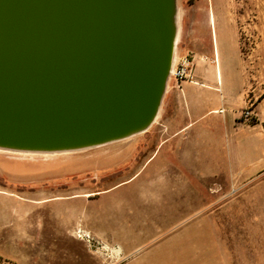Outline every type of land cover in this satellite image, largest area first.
Returning a JSON list of instances; mask_svg holds the SVG:
<instances>
[{"label":"rangeland","instance_id":"rangeland-1","mask_svg":"<svg viewBox=\"0 0 264 264\" xmlns=\"http://www.w3.org/2000/svg\"><path fill=\"white\" fill-rule=\"evenodd\" d=\"M175 24V62L191 58L197 82L177 116L220 111L193 151L158 146L154 124L75 151L0 149V264H264V0H176Z\"/></svg>","mask_w":264,"mask_h":264},{"label":"water","instance_id":"water-1","mask_svg":"<svg viewBox=\"0 0 264 264\" xmlns=\"http://www.w3.org/2000/svg\"><path fill=\"white\" fill-rule=\"evenodd\" d=\"M176 0H0V149L65 152L145 132Z\"/></svg>","mask_w":264,"mask_h":264},{"label":"crops","instance_id":"crops-1","mask_svg":"<svg viewBox=\"0 0 264 264\" xmlns=\"http://www.w3.org/2000/svg\"><path fill=\"white\" fill-rule=\"evenodd\" d=\"M176 59V58H175ZM187 84H193V85H197L196 81L193 82H182L180 85V89H175L174 86L171 88L170 96L167 100V104H162L158 110V113L155 117V120L153 122L154 124V132H153V139H154V143L157 142L158 146L162 147L165 144L176 140V142L174 143V148L171 149V151L173 150V153L180 155V154H187L188 152L191 153L194 149V145H196L197 140L200 138V133L202 132V130H204L205 127H201L198 126V124L200 123V121L202 120V118L209 112H213V113H219V110H209V111H204L201 112V110H197L193 115L190 114L189 117H184L183 119H186V121H181L179 119V117L176 114L178 105L181 103L180 102V98L183 97V93L185 94V91H187L186 89H182L184 85L187 86ZM201 86H203L204 84H200ZM203 87L209 88L207 85H204ZM189 94L192 96V99H196V97H193L192 95V90L188 91ZM172 95L174 97H172ZM190 96V97H191ZM189 126H191L189 129H194L195 132H192L189 136L187 135H183L185 132H188L189 129H187ZM143 133V132H142ZM182 138H186L182 141H177V139H182ZM188 140H191V143H188ZM244 145V144H243ZM232 149L234 150V152H236V148L238 146L237 144V139L236 137L233 135L231 138V145ZM240 146V150L242 149V143ZM245 152L243 153L244 155L247 154V156H250L252 153V148L254 147V154L257 153L256 151V147L255 145L252 146L251 141H249L248 143H246L245 145ZM173 147V146H172ZM241 154V151H240ZM249 163L251 162V159H249L248 161ZM250 165V164H249ZM242 163L241 161L239 162L238 167L236 168V170L241 171L242 170ZM235 182H233L232 184H234ZM232 184L230 182H222V183H216L215 185L218 187L221 186H232ZM98 197L95 196H81L78 197L76 199H82L84 201H91L94 200ZM45 200L48 199H44L42 200V202H45ZM20 201V200H19ZM82 230V231H81ZM79 231L76 232V237L79 239L82 238H89L86 234L84 233H89V235L97 240H100L97 236H95L93 233H91L88 230H83L81 229ZM16 234V233H15ZM105 245V247H108L107 243H104L102 241V246ZM109 249H111L110 247H108ZM118 249H123L121 246L118 247Z\"/></svg>","mask_w":264,"mask_h":264},{"label":"built area","instance_id":"built-area-1","mask_svg":"<svg viewBox=\"0 0 264 264\" xmlns=\"http://www.w3.org/2000/svg\"><path fill=\"white\" fill-rule=\"evenodd\" d=\"M174 83L175 89H180L182 82H193V60L187 56L179 58L170 70L168 79ZM241 117L244 122H252V113L246 109L242 112Z\"/></svg>","mask_w":264,"mask_h":264},{"label":"bare ground","instance_id":"bare-ground-1","mask_svg":"<svg viewBox=\"0 0 264 264\" xmlns=\"http://www.w3.org/2000/svg\"><path fill=\"white\" fill-rule=\"evenodd\" d=\"M177 42H178V34H177V30H176L175 31V37H174L173 59H172L171 68H173V64L175 63V49L177 46ZM95 147H97V146H95ZM2 150H4V149H2ZM5 151H7V150H5ZM11 152H13V153H34V152H23V151H11ZM79 232H81V231H79Z\"/></svg>","mask_w":264,"mask_h":264}]
</instances>
